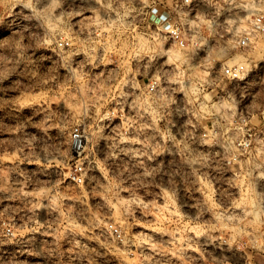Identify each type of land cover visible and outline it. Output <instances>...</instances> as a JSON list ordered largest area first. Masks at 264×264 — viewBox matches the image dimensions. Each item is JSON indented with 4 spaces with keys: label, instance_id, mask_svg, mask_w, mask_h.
<instances>
[{
    "label": "rangeland",
    "instance_id": "374dc122",
    "mask_svg": "<svg viewBox=\"0 0 264 264\" xmlns=\"http://www.w3.org/2000/svg\"><path fill=\"white\" fill-rule=\"evenodd\" d=\"M175 2L0 0V264H264V0L201 3L199 57L165 35ZM236 63L260 74L232 80ZM198 234L221 253L188 252Z\"/></svg>",
    "mask_w": 264,
    "mask_h": 264
},
{
    "label": "built area",
    "instance_id": "2783aa9c",
    "mask_svg": "<svg viewBox=\"0 0 264 264\" xmlns=\"http://www.w3.org/2000/svg\"><path fill=\"white\" fill-rule=\"evenodd\" d=\"M207 0H176L175 2V9L182 11V14L185 16V21L183 22L178 18L168 19L165 21V24L162 25L163 28H165V35L170 40L173 41L175 45L180 47V49H185L188 46L192 49V54H194V57H199L202 51H204V47L206 45V42L203 41L202 37L198 36V27L196 25V22L199 18V6L201 3ZM216 1V0H211ZM203 16V15H202ZM252 32L257 33H263L264 32V17L263 16H255L252 19ZM251 30L245 31V34L243 37L237 41V46L244 50L248 48L252 43V37H251ZM61 46L64 45V42L60 43ZM144 71H146L149 67V62L146 61L144 63H141ZM135 67H137L135 65ZM140 70V67H138ZM223 74L229 77L232 80L240 81L242 80V83L249 82L252 77L259 75V71L257 68H249L244 63H236L230 66L223 67ZM160 77L155 78L152 77L149 80V84L144 85L145 90L147 91L148 95L151 97L154 96H161V87H160ZM134 103V99L132 100V104ZM130 104V108L132 106ZM86 136L85 133L81 131V129H75L73 131V142L74 146L76 145L79 149L78 151H81L83 149V145L85 144ZM251 145V142H242V147L246 148ZM73 180L78 183L83 182V167H79L75 173H73ZM107 232L117 239L118 241L123 242L125 240V237L122 233V231L115 227L114 225H110L108 227Z\"/></svg>",
    "mask_w": 264,
    "mask_h": 264
},
{
    "label": "bare ground",
    "instance_id": "6f19581e",
    "mask_svg": "<svg viewBox=\"0 0 264 264\" xmlns=\"http://www.w3.org/2000/svg\"><path fill=\"white\" fill-rule=\"evenodd\" d=\"M49 20V19H48ZM161 54H164L165 57H168V60L166 61L167 62H170L172 61V58L176 57V58H181L183 61H185V56H183L180 52H177V51H173V49L169 48V49H163L162 50V53ZM163 56V55H162ZM129 101V100H128ZM130 101H129V105H130ZM115 127L114 125H110L109 126V129H110V132L112 133V131L114 132L115 130ZM215 152V151H214ZM190 163V162H189ZM198 164V163H197ZM236 184V183H235ZM241 186V185H240ZM198 187V186H197ZM241 188V187H240ZM233 192L237 195L240 196V199L238 200H234L233 202H229L231 203V205L228 207L229 211L226 212V214H224V217L227 218V219H233L235 221V219L240 222V220H242V208H241V205H240V201H242V190L241 189H233ZM233 193V194H234ZM204 196V195H203ZM163 197V196H162ZM164 198V197H163ZM234 198V197H233ZM239 198V197H238ZM197 202V201H196ZM204 202V201H203ZM195 205V204H194ZM193 207V206H191ZM190 207V208H191ZM210 209V208H209ZM222 213V212H221ZM223 214V213H222ZM211 215V214H210ZM216 215V214H215ZM214 215V216H215ZM213 216V214L211 215ZM220 216V215H219ZM217 217V216H216ZM215 218V217H214ZM220 218V217H218ZM215 220V219H214ZM232 220V221H233ZM242 223V222H241ZM207 225V224H206ZM249 225V224H248ZM192 227V226H191ZM191 229V228H190ZM239 230V229H238ZM251 230V229H250ZM171 234V233H169ZM167 232L163 231V233L161 234L162 235V239L164 241V243H166L167 245L174 241L177 240L176 236H171L169 235ZM201 234V233H200ZM160 235V234H159ZM199 235V234H198ZM196 236V243L193 244V245H190L189 249H188V252H191V251H196L194 248H198V244H200L201 246H205L207 248H213L217 254L221 253L222 251V248H221V243L216 241V239L212 238V236H209V235H199V236ZM192 237V236H191ZM175 243V242H174ZM155 244V243H154ZM153 243H147L146 245L148 247H146L148 250H152L153 248H155ZM169 244V245H170ZM226 245V244H225ZM157 246V245H156ZM183 246V245H182ZM204 247V248H205ZM227 249V248H226ZM200 250V249H199ZM213 250V251H214ZM226 254V253H225ZM181 255V254H180ZM195 260V259H194ZM156 261V260H155Z\"/></svg>",
    "mask_w": 264,
    "mask_h": 264
}]
</instances>
